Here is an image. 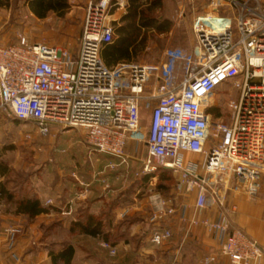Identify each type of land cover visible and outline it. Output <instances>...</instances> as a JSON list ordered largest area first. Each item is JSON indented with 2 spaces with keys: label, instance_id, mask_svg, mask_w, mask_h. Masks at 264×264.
Segmentation results:
<instances>
[{
  "label": "built area",
  "instance_id": "1",
  "mask_svg": "<svg viewBox=\"0 0 264 264\" xmlns=\"http://www.w3.org/2000/svg\"><path fill=\"white\" fill-rule=\"evenodd\" d=\"M233 7V18L218 13ZM116 8L122 5L114 0L88 2L76 55L24 37L0 46V111L45 137L75 129L91 151L124 163L127 143L145 133L144 104L150 116L141 174L163 168L178 178L175 197L162 201L150 222L173 216L176 203L185 211L189 203L178 200L194 196L189 227L221 240L220 253L231 264H257L263 251L242 231L230 230L223 213L235 212L226 210L229 193L254 200L264 179V0H211L193 22L194 49L165 50L157 67L105 66L100 52L113 39L109 17ZM228 82L238 96L227 105L228 122L214 121L208 112L216 106L214 92ZM185 152L197 158L185 164ZM214 206L219 218L203 219ZM171 238L170 230L154 229L149 240L160 246ZM214 262L210 256L199 264Z\"/></svg>",
  "mask_w": 264,
  "mask_h": 264
},
{
  "label": "rangeland",
  "instance_id": "2",
  "mask_svg": "<svg viewBox=\"0 0 264 264\" xmlns=\"http://www.w3.org/2000/svg\"><path fill=\"white\" fill-rule=\"evenodd\" d=\"M89 1L71 0L69 11L62 18L49 14L44 20H39L30 13L25 0H9L7 7L0 6V46L16 45L18 38L24 37L29 43H44L76 55L80 47L86 7ZM201 1L205 2V0ZM235 1L243 2L244 0ZM223 4L226 6V1ZM114 10L110 12L109 17L111 26L114 21L113 18L117 16H114V12L117 14ZM231 11H235L234 7ZM156 14L155 12L154 15ZM189 24L190 20L181 19L178 21L176 28L169 34L148 33L144 35L143 37H146V41H143L144 46H141L143 48L137 51V55L134 56L133 54V60L130 63L157 67L165 50L183 48L185 39H187L186 34ZM237 96L238 92L229 82L223 83L217 88L213 95L216 101V106L213 108L214 113H212L214 121L221 119L225 123L227 122V105L235 100ZM149 116L150 110L143 104L141 106V128L145 133L143 137L139 138V141H130L125 147V156L133 160L128 162V159L126 162L118 164L110 163V159H107V157L91 151L85 144L82 134L75 129H69L63 133L53 131L45 137L38 133L33 124L16 122L12 117L0 111V165L2 167L5 165L10 175L16 173L33 175L31 177L34 182L36 181L34 187L44 190L45 193L51 189L50 186L55 179L64 180L69 178L75 181V176L84 177L83 182L81 181V185L79 184L77 188V190H81V194L85 192L86 188L93 195L98 193L105 196L116 189H120L121 192L130 189L132 194L129 205L145 207L147 210H151L152 215L153 211L158 207L160 208L162 201L172 200L175 197L173 193L178 178L171 173L173 184L167 195H163L156 189L158 182L157 170L154 173L146 174L147 176L152 175L146 185H132L135 178L140 175L144 176L141 174L142 165L139 161H143L146 157L145 135L148 129ZM210 145L211 139L207 143V146ZM182 154L185 164L197 158L195 154L186 152ZM99 157L105 158L104 161ZM101 177L106 180L109 178L110 181L106 182ZM88 179L90 182H88ZM183 200L190 203V198L184 197L178 200L179 204ZM46 202L43 203V206ZM52 205L53 203L47 207L44 206V208L46 209ZM9 207L12 208L11 205L0 199V213L5 212ZM42 223L43 221H37L35 225L33 224L34 226L30 224L33 228H23L15 225L14 222H6L2 227V232L5 239H39V235L42 234L40 230ZM6 230L13 234L6 232ZM59 230L60 232L58 231L56 236L52 238L66 239V230L64 231L63 228ZM20 235L26 237L19 238ZM98 242V245L95 243L89 245L92 252L99 250L97 247L99 246L110 257L115 256V254L113 256L110 254L111 249L103 248L102 244L114 248L110 242L100 239ZM170 262L172 261L167 263Z\"/></svg>",
  "mask_w": 264,
  "mask_h": 264
},
{
  "label": "crops",
  "instance_id": "3",
  "mask_svg": "<svg viewBox=\"0 0 264 264\" xmlns=\"http://www.w3.org/2000/svg\"><path fill=\"white\" fill-rule=\"evenodd\" d=\"M210 1L163 0L161 7L155 10L157 13L155 16L159 20L167 19L171 21L172 26L167 34L176 28L178 21L181 19L190 20L186 34L187 39H185L182 50L191 52L196 45V39L191 28L192 24L197 16L202 15L208 10ZM114 2L122 5V8L114 10L117 12V14L114 12V16H117L113 18V22H118L126 14L129 0H114ZM234 12L228 10L218 11L220 16L231 18L235 16ZM178 77H181L180 70H178ZM54 132L60 133L58 131ZM99 158L103 160L102 157ZM107 159H110V163H123V159ZM127 160L129 162L133 159L127 157L124 159V162ZM74 179L73 183L69 178L64 180L55 179L54 183L50 186L51 189L46 193L44 190L34 187L43 209H45L43 203L47 200H51L53 205L46 208L47 213L41 214L32 220H27L26 216L17 214L10 207L5 212L0 213V264H64L63 261H53L47 249L50 246L55 250L57 249L56 245H60L61 243L68 244L74 248L70 264H164L169 261H178L182 264H199L204 258L210 256L215 258V262L212 264H231L229 259L220 253L221 240L216 239L214 235H209L201 227H189L188 222L193 216V196H190V207L184 211L176 204L174 215L157 225L150 222L151 210H147L145 207L129 205V201L117 206L109 216L112 239H109L108 242L114 247L116 251L115 256L110 257L99 246H97L99 250L92 252L89 245H94L93 243L98 245L99 239L103 241L107 240L102 239V234H99L97 238L84 234H72L70 227L75 221L74 214L92 196L91 199L101 198V202H97L89 210L91 214L94 213L97 216L98 212L103 210V202H107L123 192L120 189H116L114 192L110 191L105 196L103 194L99 195L96 190L97 194H94L96 195L94 196L86 188L85 192L81 194V190H77V188L79 184L81 185L80 182L84 180V177L75 176ZM101 179L106 182L110 181L109 178L106 180L101 177ZM3 181L4 178L0 177V182L2 183ZM88 182H90L89 179ZM62 183L65 184L63 185ZM33 185L36 186V181H33ZM232 206L235 207L233 215L226 213V211L223 213L228 220L230 230L242 231L251 240L256 241L264 253V179L262 180L261 190L254 200H248L240 195L229 193L226 210ZM220 212L217 206H214L206 210L202 214V218L216 221L220 216ZM125 220L130 221V223L121 226L116 232V227ZM37 221H43L42 224L59 223L60 229L66 230V239H47V243L43 239H40V235L39 239H5L2 227L6 222H14L15 225L23 228H33ZM154 229L170 230L172 238L160 246H155L149 240L151 230ZM20 236L19 238L26 237L25 235ZM257 264H264V255Z\"/></svg>",
  "mask_w": 264,
  "mask_h": 264
},
{
  "label": "trees",
  "instance_id": "4",
  "mask_svg": "<svg viewBox=\"0 0 264 264\" xmlns=\"http://www.w3.org/2000/svg\"><path fill=\"white\" fill-rule=\"evenodd\" d=\"M69 2L70 0H25L28 10L39 20L45 19L49 14L62 18L69 10ZM162 2L163 0H129L126 14L118 22L112 23L113 39L111 43L104 45L101 49V59L106 67L113 68L118 64L130 63L133 60V54L134 56L137 55V51L143 48L141 47L144 46L143 41H146L144 35L148 33L164 35L170 31L171 21L167 19L159 20L154 15L155 10L161 7ZM8 3L9 0H4V3L3 0H0V6L2 7H7ZM141 37L143 38L141 39ZM208 112L210 114L214 113L213 109ZM104 156L113 158L108 155ZM1 167L2 165H0V177H3L4 181L0 182V198L11 205L17 214L26 216L27 220H32L41 214L47 213V209H43L35 193L33 178L31 177L33 175L25 173L10 175L5 165ZM156 175L158 176L156 189L163 195H167L173 184L171 172L167 169L158 168ZM151 176H139L135 178L132 185H146ZM71 182H74L73 179H71ZM131 194L132 191L129 189V191L119 193L115 198L103 202V210H100L97 216L94 213L91 214L89 210L97 202H101V198L90 199L74 214L75 221L70 227V232L72 234H84L92 238H97L99 234H102V239L109 241V239H112L109 216L114 208L130 201ZM129 223L130 221L126 220L121 222L116 227V232L121 226ZM59 229L60 225L57 222L41 225L42 234L40 239L47 243V239H53L52 237L56 236L58 231L60 232ZM56 248L55 250L50 246L47 248L52 260L70 264L74 248L64 243L56 245Z\"/></svg>",
  "mask_w": 264,
  "mask_h": 264
}]
</instances>
